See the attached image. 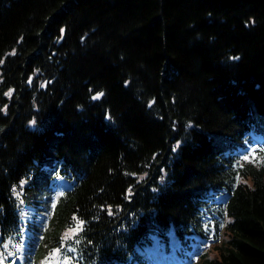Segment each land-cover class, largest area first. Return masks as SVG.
<instances>
[{
    "label": "trees",
    "instance_id": "trees-1",
    "mask_svg": "<svg viewBox=\"0 0 264 264\" xmlns=\"http://www.w3.org/2000/svg\"><path fill=\"white\" fill-rule=\"evenodd\" d=\"M251 134L264 0H0V264H264Z\"/></svg>",
    "mask_w": 264,
    "mask_h": 264
},
{
    "label": "rangeland",
    "instance_id": "rangeland-1",
    "mask_svg": "<svg viewBox=\"0 0 264 264\" xmlns=\"http://www.w3.org/2000/svg\"><path fill=\"white\" fill-rule=\"evenodd\" d=\"M63 191H65V188L63 189V187H60L58 189V194L61 195ZM30 218L31 219L34 218V220L40 222V224L41 223L43 224V223H45V221H47V219L49 220L50 216L46 213H39L35 210H32ZM30 221H32V220H30Z\"/></svg>",
    "mask_w": 264,
    "mask_h": 264
},
{
    "label": "snow or ice",
    "instance_id": "snow-or-ice-1",
    "mask_svg": "<svg viewBox=\"0 0 264 264\" xmlns=\"http://www.w3.org/2000/svg\"><path fill=\"white\" fill-rule=\"evenodd\" d=\"M7 95L11 96V92L7 93Z\"/></svg>",
    "mask_w": 264,
    "mask_h": 264
}]
</instances>
